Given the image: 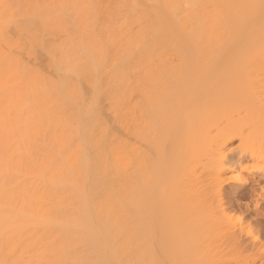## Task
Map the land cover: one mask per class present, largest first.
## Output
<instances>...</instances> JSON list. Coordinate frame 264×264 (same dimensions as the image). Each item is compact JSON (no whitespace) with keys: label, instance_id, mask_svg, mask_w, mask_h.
Returning <instances> with one entry per match:
<instances>
[{"label":"bare ground","instance_id":"1","mask_svg":"<svg viewBox=\"0 0 264 264\" xmlns=\"http://www.w3.org/2000/svg\"><path fill=\"white\" fill-rule=\"evenodd\" d=\"M15 1L0 0V159L10 167L7 172L25 179L19 185L32 183V193L44 203L34 201L46 203L40 209L48 205L49 263L140 264L151 221L181 222L180 214H186L178 208L183 213L171 210L167 218L161 208L166 216L152 218L149 186L169 188L175 207L188 196L191 209L207 206L202 194L181 190L185 176L193 187L213 168L202 166L207 174L199 168L200 176L187 166L178 171L170 161L177 156L219 159L214 169L219 175L248 157L264 159V0H107L106 9L104 0L97 7L107 11L101 9L105 21L97 25L101 42L93 49L87 44L86 53L94 50L93 55L82 54V59L68 45L72 37L67 46L63 40L57 47L58 36L47 37L65 29L55 10L47 15L44 8L39 23L35 13L42 8L40 1L30 0L33 8L25 0L31 12L20 10L24 13ZM14 12L27 18L14 29L30 35L27 45L9 35ZM36 48L49 56L45 66L52 77L39 69ZM235 141L239 148H232ZM230 181L244 187L250 183L239 178L219 182L216 209L221 212L229 207L223 183ZM260 188L264 201V185ZM256 204L253 211L263 219ZM245 206L241 225L251 209ZM195 215L186 214L183 223L195 222ZM247 225V231L233 230L227 239L242 248L245 235L251 246L260 244L264 250L260 235ZM164 248L163 243L158 251L164 253Z\"/></svg>","mask_w":264,"mask_h":264},{"label":"rangeland","instance_id":"2","mask_svg":"<svg viewBox=\"0 0 264 264\" xmlns=\"http://www.w3.org/2000/svg\"><path fill=\"white\" fill-rule=\"evenodd\" d=\"M10 1H12V0H10ZM10 1L8 0V2H10ZM13 1H15V0H13ZM13 1L10 2L9 4L10 5L12 3L14 4ZM16 1L15 2L19 5L18 6L15 4L16 6L24 7L21 9L19 8L18 11H20L22 9L27 10V8H29V6H30V4H29L30 0L27 1V4H26L25 0H22V1L16 0ZM36 1H38V2L40 1L38 3V7L40 8V6H41L43 8V9L40 8L41 10L38 11L37 13H35V19L37 20V22H39L38 20H39L40 16L42 15L44 8H46L45 9L46 12L44 11L45 14L47 13V15H48V13L55 10V11H53V12H55V14L53 12H51V13H53L54 16H57L59 19L63 20L62 23L64 24L65 29L63 30L64 33L60 32V34H62V35H60L59 33H55L54 35H52L53 37L52 36L50 37L47 35V37H49V38H54V36L57 35L58 37L56 36L57 38H55L54 40H56V41H57V39L61 40V42H60V40H58L59 42L58 41L53 42L54 46H56V45L61 46V44L63 43L62 42L63 40L65 43L66 41L71 40V37H72L73 40H71L72 41L71 44H68V42H66L65 46H67V44L69 46L72 45L71 47L74 48V50H75L74 52L76 53V51H77L76 57L77 56L80 57L82 54H89V55L92 54L93 55L92 52L94 50H92V51L90 50L91 53H90V51H89V53H86L87 52V46L91 44L89 47H92V49H93V47L98 48L99 40L102 39V35H101L102 34V28L100 29V28H98V26L101 25V27H102V23L105 21V20H103L104 19L103 15H104V13L107 12L104 10L108 6L107 0H105L107 5L105 4L104 0H102V1L101 0H86V1L85 0L84 1H82V0H55L57 5L54 2V0L53 1L52 0H34V2H36ZM32 2L30 1V3H32ZM98 2L100 3V6H98ZM20 3H21V5H20ZM40 3H44V5H40ZM50 3L51 4L53 3V4L49 7ZM102 3L105 4V6ZM28 4H29V6H28ZM33 4L34 3H32L31 6H33ZM101 5L104 6V7L102 6L104 9L97 8V7H101ZM34 6H35V4H34ZM34 6H33V8H36V6L35 7ZM56 6L59 7L60 9H58ZM51 7H53V8H51ZM101 9L104 10V13L102 12ZM57 10H59V11H57ZM18 11H17L16 15L18 14ZM29 11L30 10L28 9L27 12H29ZM36 11H37V9H36ZM15 12H14L13 16L15 15ZM20 12H22V11H20ZM20 12H19L18 16L20 15ZM24 12H22V13H24ZM44 12H43V15H44ZM59 14H61V15H59ZM16 15L14 17L12 16V18H11V24L13 25V27L11 24L9 25V29H10V30H8L9 35L11 37L13 36L14 40L18 39L19 41H21V43L24 44L26 39L27 40H28V38L31 39L30 37H26L29 34L23 33L25 35L24 36L23 34L20 35V33H19V35H18V32L15 30H16L17 24L25 23L24 20L27 18L26 17L22 18V16L18 18V16L16 17ZM96 16H97V18H96ZM37 17H38V19H37ZM52 17H53V15H52ZM57 17H54V18L56 19ZM95 18H96V20H95ZM92 22H94V23H92ZM98 22H100L99 25H98ZM39 23H38V26H39ZM90 23H91V25L89 27V25H87V24H90ZM34 24L36 25L37 23L35 22ZM77 26H79L80 28ZM87 27H89V28L87 29ZM93 27L95 30L93 29ZM38 28H35V29H38ZM62 28H63V26H62ZM84 28H86V30H88V31H85ZM39 29H41V27ZM96 29H97V31H96ZM89 30H90V32H89ZM93 30H94V33L92 34L91 31H93ZM8 31L5 33H8ZM61 31H62V29H61ZM83 31H84V33H83ZM43 32H41V33L43 34ZM98 32H99V34H98ZM67 33L70 34L71 36L68 35ZM89 33L92 35H90ZM66 34H67V36H64ZM5 35H7V34H5ZM44 35L46 36V33H44ZM44 35H42V36L40 35V37H44ZM59 35L62 37H59ZM68 36H70V38ZM88 36L90 37V39ZM99 36H100V38H98ZM47 37H46V40H44V41H48L52 44L51 41H53V40L50 39V41H49V40H47L48 39ZM91 37L94 41L97 38L96 39L97 43H95L96 42L95 41L94 42L95 45H93V46H92L93 42H92ZM8 38H10V37L8 36ZM23 40H24V42H23ZM73 41H74V44H73ZM100 42H101V40H100ZM26 45H27V41H26ZM45 46H47V45H45ZM28 47L26 49H28ZM38 48H36V49H38ZM36 49H34V50H35V54H37V58L39 59V60L37 59L38 63H40L39 61H41V63L43 62L42 65H40L41 63L40 64L37 63L38 67L40 66L39 69H42L45 72L47 71V73L49 72L48 73L49 76L52 77L53 74L47 68L48 65H46L49 63V59H47V57L49 58V56L45 55V53H42L44 51L43 49L41 50V48H40V50L38 49L39 51ZM88 49H90V48H88ZM40 53H42V54H40ZM95 53H96V49H95ZM38 55H39V57H38ZM89 55L88 56L86 55L85 57L87 58V57H89ZM26 56H27V54H25V57ZM82 56H84V55H82ZM82 56H81V59H82ZM27 58H25L26 61H27ZM81 59H80V61H81ZM88 59H90V57ZM31 60H33V59H31ZM84 60L85 59H83L82 62ZM28 62H31V64L33 63L32 61H29V58H28L27 63ZM34 62H37V61H34ZM83 63H85V61ZM43 65H44V67H43ZM30 66L32 67L33 64ZM41 66L43 68H41ZM109 72H110V69L108 70V73ZM111 89H113V88H111ZM88 92L89 91L87 89V93ZM239 143H240L239 141H238V143H237V141H235L232 144V148H234L235 146H236L235 148H239L238 147V146H240V145H238ZM193 157H197V156H193ZM193 157L191 159V155H189L187 157H183V155H181V156H177L175 159H173V161H172V159L170 161L172 162L171 164H173V162L176 163L174 165L176 167H178V171H180L181 168H183L184 166L190 167V170L195 168L194 170H196L199 173V176H200V169L199 168H201V170H202V169H204L203 167H206L205 169L207 171H208V168H213L212 172H211V170L208 171L209 174H207V171H205V169L202 170L201 173L202 172L204 173V171H205L206 172L205 174H207V175L205 177L200 178V182L202 179H203V181L201 183L199 182L198 185L195 184L194 182H192L191 185L193 187L188 185V183H189L188 177L189 176L188 177L185 176L186 183H184V184H186V188L185 189L183 188L181 190V192H183L185 190L186 194L187 193L192 194V192L193 193L198 192L199 194H202V197L205 199L207 198V200H208V203H206L207 206L203 207V209L202 208H194L196 210H193V208L192 209L190 208L192 206L189 207V205H190V203H188L189 201L187 202L189 196L188 195H187L188 197L186 196L187 197L186 202L184 203L185 197H184V194L183 195L181 194L180 197L183 199L179 198V199H181L180 202H182V200H184V201H183V203H180L181 205L178 203V206H176L177 207L176 208L175 205L177 204L176 201H178V200L174 201V202H176V204L174 203L175 205L172 204L173 202L170 201V198L173 196L171 195L169 188H167V187L164 188L163 185L158 187V188L149 186L152 188L151 189L152 192H150V193L153 194L152 195L153 197L150 196L152 198L151 203L148 201L149 202L148 205L152 206V208L149 207L152 210L150 212L152 218H153V216H155L157 214H158V217H160L161 208H163V211L166 210L167 216L162 215V214L161 215L163 217L166 216L167 218L169 216L168 213L171 210L174 211V213L176 210H177V212L183 213V211L185 209V211H186L185 213L186 214L189 213L190 216L193 215V217H194V215L197 213L201 214V215L200 216L198 214H197L198 216L195 215V218H197L195 220V222H187V223H185V222L183 223L184 219H187L186 217H184V216H186L185 213H184L185 214L184 216L180 214V216H182L184 218V219H182L183 221H181V222H180V220L179 221L173 220L175 222H173L171 220L172 222L171 221L168 222L167 219H164V222L163 221H159V222H157V221L152 222L151 221L150 232L152 231L151 233L152 234L154 233V235L155 234L156 235L154 237L152 234H151L152 236L150 235V240H149L150 246H149V241H147L148 243L146 244V246H148V249L146 247L147 251L143 255V257H144V258H142L143 261L142 260L141 261L146 263V264H150L152 261L154 264H159V263L160 264H264V250L260 244L257 246H251L249 244L251 238L246 237L244 234H243L244 235L243 236L241 232H240V234L243 236V241L246 242L245 247L237 248L236 246H233V244L229 241V239H227V235L230 232H232L233 230L235 232H236V230H238L237 232L239 233V231H242L241 229L243 228L244 231H247L249 228V227H247L248 226L247 224L250 223L251 227L253 228L252 230H254V234H255V232L258 233V235H260L261 240L264 242V218L262 219L260 217H257V215L255 214L257 212L253 211V210H256L254 206H256L257 205L256 202H258L259 203L258 209L260 210V213L264 214V201H263V199H261L259 197V195L262 194L260 187H262L264 185V159H251L248 157V159L246 158V159L241 160L239 165L237 164L236 166H234V168H231L229 165H226L227 167L229 166V168L226 167L227 168V169L225 168L226 171L224 173L222 172V174L219 175V174H217V172H214V169L218 165L219 159H207L208 156L205 157L204 154H201V156H199V157H203V158L197 157V159H194ZM235 160H237V159H235ZM4 161H5L4 159H0V264H46V262H48V264H51V263H49V262H51L50 261V258H51L50 254L52 253L51 248H49V246L51 244V242H50L51 240H50V237L48 239V236H49L48 233L51 230H49L48 227L46 228V225L48 226L49 223L47 222V224H46V221H47L46 219H48V215H47V217L45 216L47 214L46 211L48 210L47 209L48 205H47L46 210H44L46 203L41 204V203H44V201L39 200V198H38L39 196L37 197L36 194H35L36 195L35 196L34 193H32V191H33V189H32L33 187L31 186L32 183L30 182L31 183V184L29 183L30 185L27 184V186H25L27 183L26 182L27 180H26L25 183L23 182V185L22 184L19 185L20 183H22V181H23L22 179H24V178L20 179L17 177V175L13 174L12 172H7V170L10 171V169H8L9 166H6L8 164H5ZM257 169H260V170L257 171ZM197 172H196V174H198ZM203 173H202V175H203ZM235 178H239L242 180L247 179V180H249L250 185L248 184L247 186L244 187L241 184V182L238 183L237 181H235V182L230 181L227 183H223L224 188L226 189L225 190L226 192L223 191V193H229L230 194L232 192V195L231 194L230 195L224 194L223 198L224 199L226 198L224 200V202L226 201V203H228V202H230V203L227 204V205H229L227 211L221 212L220 209H218V208L216 209V207H218L217 206V204H218L217 199L219 198L218 196H216V193H217L216 189L218 188V184L222 183L223 180L235 179ZM199 184H201L200 186H202V187L197 188L198 189V191H197L196 187H198ZM240 185H241V187H240ZM234 190H237V191H234ZM253 190H255V192ZM167 191H169V192H167ZM33 192H35V191H33ZM252 193L254 194L253 197H252ZM149 195H151V194H148V197H149ZM31 196L33 198H31ZM150 197L148 200H150ZM228 197H230V198H228ZM258 197H259V199H258ZM36 199H38L39 202L42 201L40 204L44 205L43 210L40 209V208H42L41 205L39 203H38L39 205L36 203V201H38ZM34 200H36V201H34ZM156 200L157 201L159 200L160 203L159 202L157 203ZM172 200H174V199H172ZM33 205H36L38 210ZM185 205H186V207H185ZM245 205H248V209L249 208H251V209H250V211H248V213L245 214L246 219L243 222L244 224L241 225L242 223L239 222L240 216L242 214L241 212H243V213L247 212L246 211L247 208H245L246 207ZM188 207L190 208L191 212L192 211H195V212H193V214H191L190 211L188 212V210H189ZM178 208H180L183 211H181V210L179 211ZM40 211H41V213H40ZM207 213H209L210 216ZM201 216L203 218H201ZM198 217H200V218H198ZM256 217L258 219H255ZM199 219H200V221H199ZM44 220H46V221H44ZM157 220H159V218ZM157 231H159L160 233H161V231L163 232L161 234H162V236L164 235L163 236V237H165L164 240L161 239L162 236L160 237V233H158ZM174 232H177L176 235L174 234ZM158 234H159V236H158ZM174 235L176 236L175 237L176 239H174ZM50 236H51V234H50ZM157 237H160V238H158V240L161 239V240L165 241V242L162 241L165 245L164 253L162 252L163 254L158 251V250L163 249V248L161 249V247L163 246V243L162 242H161L162 244L159 243L161 240L158 242L159 245L157 244L160 247V249H158V246H156L157 240H155V239H157ZM171 238H172V240H171ZM180 239H181L182 243H180L181 242V241H179ZM173 240L174 241L176 240V242L172 243V245H173L172 246L170 243L174 242ZM183 241L186 243H184ZM174 244H176V245L174 246ZM248 245H250V246H248ZM51 246H52V244H51ZM143 248H145V247H143ZM143 251H145V250H143ZM48 253L50 256L48 255ZM163 255H164V258L163 257L161 258V256H163ZM159 259H162V260H160L159 263L156 262Z\"/></svg>","mask_w":264,"mask_h":264}]
</instances>
